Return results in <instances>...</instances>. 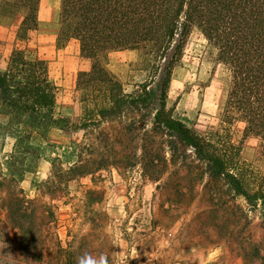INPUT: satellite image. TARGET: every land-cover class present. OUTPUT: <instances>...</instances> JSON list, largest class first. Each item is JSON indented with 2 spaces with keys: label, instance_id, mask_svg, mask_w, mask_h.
I'll use <instances>...</instances> for the list:
<instances>
[{
  "label": "rangeland",
  "instance_id": "rangeland-1",
  "mask_svg": "<svg viewBox=\"0 0 264 264\" xmlns=\"http://www.w3.org/2000/svg\"><path fill=\"white\" fill-rule=\"evenodd\" d=\"M43 7L40 1L39 25L23 39L16 38L19 13L0 17V71L5 69L14 48H20L27 59H43L57 88L54 116L88 127L61 130L70 135L51 129L43 136L24 139L19 148L31 153L17 155L9 171L23 177L33 171L39 158L51 160L53 178L46 187L55 198L64 194L66 201L76 206V217L67 227L69 238L64 242L56 232V224H50L54 220L53 205L36 203L34 213L27 211L24 218L25 223L32 224L29 237L33 238L25 247L21 241L24 235L9 223L10 212L5 208L8 191L0 187V211L5 212L8 222V226L0 224V264H62L68 255L75 258V264H136L138 258L130 254L129 247H154L176 223L181 224L184 254L191 249H217L221 252L219 260L234 262L235 257H240L243 264H264L262 217L249 211L241 197L228 200L224 189L214 187L206 175H200L193 168L196 162L190 150L186 154L192 168L182 167L181 160L175 157L172 162L164 143L170 138L151 132L150 116L146 115L144 125H133L139 117L132 120L131 115H126L103 121L95 129V119L89 115L103 102V96L99 92L84 96L76 87L77 73L88 71L91 63L79 55L75 40L57 42L59 24L57 20L44 19ZM150 66L149 60L136 50L110 52L106 60L108 71L130 94L150 79ZM229 82L230 73L218 61L216 50L194 27L180 63L172 71L166 107L175 119L208 138L224 157L253 176L264 170V157L256 155L257 139L244 136V123L239 119L228 125L221 121ZM6 123L7 119L0 115V168L4 156L12 153L6 152L16 143L4 129ZM51 133L56 142L51 141ZM142 145L147 148L145 154ZM74 163L89 168L91 175L70 179L68 169ZM2 172L5 179L11 178L9 172ZM14 178L19 181L16 175ZM219 197L218 207H212ZM111 201L119 206L115 212L110 208ZM151 259L148 264H160V258Z\"/></svg>",
  "mask_w": 264,
  "mask_h": 264
},
{
  "label": "trees",
  "instance_id": "trees-1",
  "mask_svg": "<svg viewBox=\"0 0 264 264\" xmlns=\"http://www.w3.org/2000/svg\"><path fill=\"white\" fill-rule=\"evenodd\" d=\"M39 1L0 0V17L14 13L21 16L16 38L23 39L28 31L37 29ZM58 24L57 42L75 40L79 55L91 63L88 71L77 73L76 87L84 96L90 92L103 96V102L89 115L95 119V129L103 121L126 115L132 120L139 117L133 125H144L146 115L150 116L151 132L170 138L164 143L172 162L175 157L182 167L192 168L186 154L190 150L196 162L193 168L200 175H206L214 187L224 189L228 200L241 197L249 211L257 212L264 221V170L249 176L243 166L224 157L213 142L175 119L166 107L172 71L180 63L189 33L195 27L230 73L220 112L222 123L242 121L244 136L257 139L256 155L264 157V0H60ZM124 50L140 52L151 65L150 79L131 94L124 92L106 68L108 54ZM56 92L43 59L30 60L20 48L11 50L5 69L0 71V115L7 119L4 129L16 143L12 153L4 156L0 187L8 191L9 223L24 235L21 241L25 247L33 238L29 237L32 224L25 223L24 218L27 211L31 214L34 210L25 205L19 187L22 174L9 171L17 155L31 153L19 148V143L51 129L88 127L54 116ZM142 153H147L144 145ZM76 163L68 169L70 179L91 175L89 168ZM2 170L11 178L5 179ZM220 199L212 207L217 208ZM62 264H75V258L68 255Z\"/></svg>",
  "mask_w": 264,
  "mask_h": 264
},
{
  "label": "crops",
  "instance_id": "crops-1",
  "mask_svg": "<svg viewBox=\"0 0 264 264\" xmlns=\"http://www.w3.org/2000/svg\"><path fill=\"white\" fill-rule=\"evenodd\" d=\"M43 1V12L45 20L58 22V14L60 7V0H40ZM39 1V4H40ZM46 23V22H45ZM39 25V23H38ZM54 132H64L59 129H54ZM76 132V131H74ZM70 135L71 133L64 132ZM54 133H51L52 142H56L54 139ZM14 145L11 146L10 151L6 152L9 154L12 152ZM7 156V155H6ZM52 162L49 159L39 158L33 171L29 172L28 175L23 176L19 182V187L22 191V196L27 201L25 205L33 209L36 203H44L45 205H53L54 209V220L50 224H56V232L60 238L65 240L67 237V227L72 225V220L76 217V206L70 201H66L65 195L61 197H54L52 191L48 190L46 185L51 181L52 177ZM79 179V178H78ZM31 202V204H28ZM118 204L110 202V208L114 212L118 209ZM6 208V207H5ZM45 208V206H44ZM2 210V209H0ZM5 212L0 211V224L8 226L6 221ZM118 221V219H114ZM74 222V221H73ZM180 223H176L174 227H171L169 231L163 234L157 241L154 247L147 249H141L140 246L132 245L129 247L130 254L138 258L136 264H148L151 262V258H160V264H243L240 257H235L234 262L230 259L221 258L220 250L217 249H205L195 250L191 249L190 253H183L182 246L180 243L181 230ZM145 236V235H143ZM149 237V234L147 235ZM117 242L121 240L116 237ZM137 246V247H136ZM116 258L117 263L119 261V249H117ZM122 254V251H121ZM211 257V259H209ZM121 261V260H120Z\"/></svg>",
  "mask_w": 264,
  "mask_h": 264
},
{
  "label": "clouds",
  "instance_id": "clouds-1",
  "mask_svg": "<svg viewBox=\"0 0 264 264\" xmlns=\"http://www.w3.org/2000/svg\"><path fill=\"white\" fill-rule=\"evenodd\" d=\"M209 259H211V257H209Z\"/></svg>",
  "mask_w": 264,
  "mask_h": 264
}]
</instances>
